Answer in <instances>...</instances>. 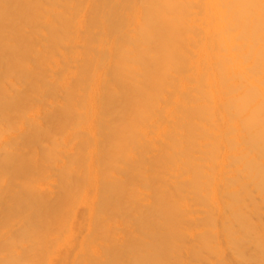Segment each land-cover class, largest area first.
Here are the masks:
<instances>
[{
	"label": "bare ground",
	"instance_id": "6f19581e",
	"mask_svg": "<svg viewBox=\"0 0 264 264\" xmlns=\"http://www.w3.org/2000/svg\"><path fill=\"white\" fill-rule=\"evenodd\" d=\"M0 264H264V0H0Z\"/></svg>",
	"mask_w": 264,
	"mask_h": 264
}]
</instances>
